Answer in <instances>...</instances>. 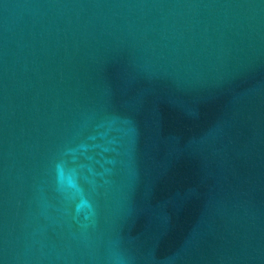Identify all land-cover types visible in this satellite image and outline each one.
Masks as SVG:
<instances>
[{
  "label": "water",
  "instance_id": "obj_1",
  "mask_svg": "<svg viewBox=\"0 0 264 264\" xmlns=\"http://www.w3.org/2000/svg\"><path fill=\"white\" fill-rule=\"evenodd\" d=\"M0 264H264V0H0Z\"/></svg>",
  "mask_w": 264,
  "mask_h": 264
}]
</instances>
